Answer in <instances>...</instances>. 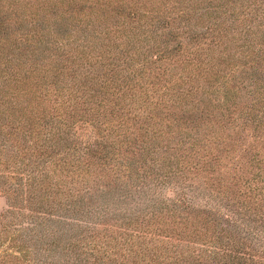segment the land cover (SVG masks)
<instances>
[{
    "label": "trees",
    "instance_id": "trees-1",
    "mask_svg": "<svg viewBox=\"0 0 264 264\" xmlns=\"http://www.w3.org/2000/svg\"><path fill=\"white\" fill-rule=\"evenodd\" d=\"M0 264H264V0H0Z\"/></svg>",
    "mask_w": 264,
    "mask_h": 264
},
{
    "label": "rangeland",
    "instance_id": "rangeland-1",
    "mask_svg": "<svg viewBox=\"0 0 264 264\" xmlns=\"http://www.w3.org/2000/svg\"><path fill=\"white\" fill-rule=\"evenodd\" d=\"M2 201L1 197H0V202Z\"/></svg>",
    "mask_w": 264,
    "mask_h": 264
}]
</instances>
